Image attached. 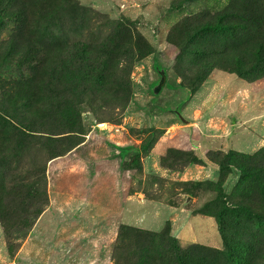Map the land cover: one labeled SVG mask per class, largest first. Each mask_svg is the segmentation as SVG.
<instances>
[{
    "label": "rangeland",
    "instance_id": "obj_1",
    "mask_svg": "<svg viewBox=\"0 0 264 264\" xmlns=\"http://www.w3.org/2000/svg\"><path fill=\"white\" fill-rule=\"evenodd\" d=\"M50 1L0 0V264H155L227 241L248 264L264 250V56L247 48L264 20L212 48L197 29L264 19V0ZM38 22L58 29L48 54ZM223 47L245 75L202 54ZM128 146L141 154L121 163Z\"/></svg>",
    "mask_w": 264,
    "mask_h": 264
},
{
    "label": "trees",
    "instance_id": "obj_2",
    "mask_svg": "<svg viewBox=\"0 0 264 264\" xmlns=\"http://www.w3.org/2000/svg\"><path fill=\"white\" fill-rule=\"evenodd\" d=\"M55 0H51L49 3H47L45 5L44 11H46L47 13H50V10H52V8L50 9V7L52 6L51 3H53ZM64 2V1H63ZM32 5V2H29V6ZM32 10H30L29 7V20L30 18H33L36 16V14L38 13V9L36 10V8H34L35 6H32ZM49 10V11H47ZM3 13V11L0 8V14ZM13 15V14H12ZM12 15H9V21H11L10 23H14V25L16 27H14V29L12 30H19L20 28H24L26 27V23L27 21L24 20L22 14H19L18 17H21L20 21H14L12 17ZM26 17V16H25ZM264 19L262 18H247V21L249 23L246 24H242L241 21H238L236 19L235 16H233L232 14L229 16L226 15H208L207 20L204 22V24H201L197 31L198 34L202 37V38H208V40L211 41L210 45L211 48L213 46H215L217 44V40L218 39H224L225 40V36H231L234 37V39H237L238 33H236V31L240 30L241 27L244 26H249L252 22H256L258 24H260ZM231 21V24H229L228 22ZM31 22V21H30ZM17 25H16V24ZM38 22L37 24H34L33 29L31 28L29 36L34 40V46H36V43L38 41L39 38H41L40 36H38L37 34H35L37 31H40V29L42 27H44V29H46V32L49 34L48 35V47H46V45L44 46V44H42L41 46H39L38 50L39 53H46L48 54L47 51H45L44 49L47 48H55L57 46V33H54V31H57L58 29L53 28L50 23H43L41 26H39ZM39 28V29H38ZM259 29V30H258ZM261 30V26H257L256 28V33L258 35V33ZM255 38V37H254ZM264 45L258 44V46L256 47L257 50L254 51H250L247 47L248 45L245 46V48H247V51L249 52V57L248 58H261L264 56ZM44 47V48H43ZM46 47V48H45ZM226 48L223 47L222 49H219L218 51H212V50H205L202 51V54L205 56H210V57H224L228 51L225 50ZM232 54L230 56H225L223 59H221V63L219 64L220 66H222L224 69L232 72V73H236L238 75H245L246 72H243V65L244 62H242V59L240 58L238 52H231ZM38 63H40L38 60H40V58L37 56L36 59ZM207 75H205L202 79H200V82L206 78ZM27 99L25 100V104H27L28 102L30 103V101H33L34 99L32 97L27 96ZM28 107V106H27ZM29 108V107H28ZM29 110H31V108H29ZM32 112V110H31ZM33 113V112H32ZM148 148V143L145 144L142 147V150H146ZM259 187V186H258ZM259 194H261L264 197V186L262 189H260L258 191ZM156 237V236H151L148 237L149 239ZM159 238L160 242H162L163 240L160 239V236L157 237ZM176 253L172 254L171 256H167V255H163L157 259V260H153L152 258L149 257V259H146L147 262H149V260L151 262H154L155 264H235L237 260V256L235 254V252H232L231 247L228 245V241H227V246L226 249L223 251H210V252H195L196 250H198L195 247H192L190 249H187V251H184L183 249H179L176 247ZM156 252H164L163 250H158ZM251 252H255V254L252 256L251 253L249 254V261L248 264H257L259 261H263L264 263V250L263 249H258L259 253H256L257 251L254 250L252 248ZM238 264H242L240 261H238Z\"/></svg>",
    "mask_w": 264,
    "mask_h": 264
},
{
    "label": "water",
    "instance_id": "obj_3",
    "mask_svg": "<svg viewBox=\"0 0 264 264\" xmlns=\"http://www.w3.org/2000/svg\"><path fill=\"white\" fill-rule=\"evenodd\" d=\"M166 75L162 73V81L157 88L159 92L166 84ZM117 150L120 152V161L121 163L129 162L133 157L141 154V148L128 146V147H117ZM190 202V198L186 200L185 204L187 205Z\"/></svg>",
    "mask_w": 264,
    "mask_h": 264
}]
</instances>
